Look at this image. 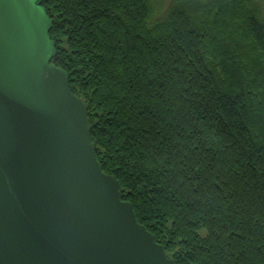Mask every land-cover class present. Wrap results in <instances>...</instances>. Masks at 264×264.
<instances>
[{
	"label": "trees",
	"instance_id": "trees-1",
	"mask_svg": "<svg viewBox=\"0 0 264 264\" xmlns=\"http://www.w3.org/2000/svg\"><path fill=\"white\" fill-rule=\"evenodd\" d=\"M123 200L176 264H264V0H37Z\"/></svg>",
	"mask_w": 264,
	"mask_h": 264
},
{
	"label": "water",
	"instance_id": "water-1",
	"mask_svg": "<svg viewBox=\"0 0 264 264\" xmlns=\"http://www.w3.org/2000/svg\"><path fill=\"white\" fill-rule=\"evenodd\" d=\"M37 0H0V264H176L123 200Z\"/></svg>",
	"mask_w": 264,
	"mask_h": 264
},
{
	"label": "rangeland",
	"instance_id": "rangeland-1",
	"mask_svg": "<svg viewBox=\"0 0 264 264\" xmlns=\"http://www.w3.org/2000/svg\"><path fill=\"white\" fill-rule=\"evenodd\" d=\"M169 1H171V0H159L160 6L164 5L165 3L167 4V2H169Z\"/></svg>",
	"mask_w": 264,
	"mask_h": 264
}]
</instances>
